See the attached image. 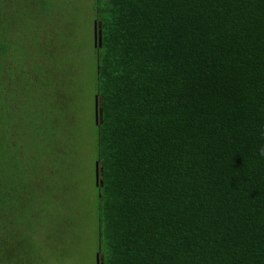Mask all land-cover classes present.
I'll return each instance as SVG.
<instances>
[{
  "label": "trees",
  "instance_id": "trees-1",
  "mask_svg": "<svg viewBox=\"0 0 264 264\" xmlns=\"http://www.w3.org/2000/svg\"><path fill=\"white\" fill-rule=\"evenodd\" d=\"M51 3L0 0V264H48L80 239L86 43ZM92 11L93 264H264V0Z\"/></svg>",
  "mask_w": 264,
  "mask_h": 264
},
{
  "label": "rangeland",
  "instance_id": "rangeland-1",
  "mask_svg": "<svg viewBox=\"0 0 264 264\" xmlns=\"http://www.w3.org/2000/svg\"><path fill=\"white\" fill-rule=\"evenodd\" d=\"M55 4H48L50 9H61L62 21L69 27L74 29L75 41L85 42L84 48L79 50L78 60L81 69V81L77 83L78 101L77 107L81 114L79 141L76 140L75 155L77 156L78 177L81 180L79 200L84 202V208L79 209L82 218V225L80 227V239L78 244H74L72 251L66 256L58 257L55 255L53 261L48 264H93L94 263V237H93V215L91 212V202L94 196L93 188V157H92V143H93V124L96 122L94 105V90L92 88V79L94 73V60L92 53L93 46V25L94 14L92 11L93 0H52ZM36 8H41L40 4ZM50 22V20H49ZM51 23V22H50ZM76 58V56H75ZM75 147V144H73Z\"/></svg>",
  "mask_w": 264,
  "mask_h": 264
},
{
  "label": "water",
  "instance_id": "water-1",
  "mask_svg": "<svg viewBox=\"0 0 264 264\" xmlns=\"http://www.w3.org/2000/svg\"><path fill=\"white\" fill-rule=\"evenodd\" d=\"M94 43L95 46L98 45H102V30H101V22L99 21H95L94 22ZM101 100L98 97V95L95 96V105H94V109H95V120L96 122H99L100 120L102 121V109H101ZM100 166L99 163H96V179L97 182L100 181ZM97 264H100L99 262V254L97 255Z\"/></svg>",
  "mask_w": 264,
  "mask_h": 264
}]
</instances>
